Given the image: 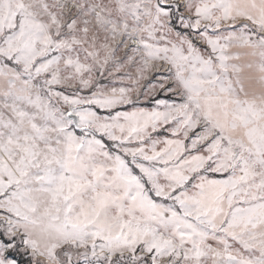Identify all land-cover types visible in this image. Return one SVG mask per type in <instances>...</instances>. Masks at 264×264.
<instances>
[{"label": "snow or ice", "instance_id": "obj_1", "mask_svg": "<svg viewBox=\"0 0 264 264\" xmlns=\"http://www.w3.org/2000/svg\"><path fill=\"white\" fill-rule=\"evenodd\" d=\"M0 264H264V0H0Z\"/></svg>", "mask_w": 264, "mask_h": 264}]
</instances>
